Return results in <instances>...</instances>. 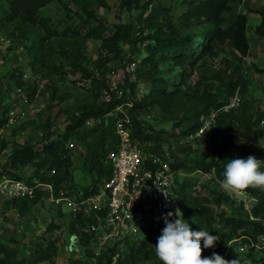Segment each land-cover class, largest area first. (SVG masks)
<instances>
[{"label": "rangeland", "instance_id": "rangeland-1", "mask_svg": "<svg viewBox=\"0 0 264 264\" xmlns=\"http://www.w3.org/2000/svg\"><path fill=\"white\" fill-rule=\"evenodd\" d=\"M41 4L33 5L39 19L33 23L25 12L31 5L27 0H0V174L52 175L45 165H38L39 156L25 162L11 155L28 146L39 151L64 141L69 147L64 157L72 166L62 188L76 196L78 187L87 191L100 186L97 154L89 146L104 128L98 116L128 117L134 141L167 150L182 172L179 179L190 181L193 198L211 206L212 235L220 236L216 244L222 242L221 256L263 264L264 246L247 241V235H234L225 222L247 213L264 222V211L260 218L252 213L259 199L244 190H222L217 171L232 158L254 155L264 160V74L253 67H264V34L256 30L264 0H232L231 10L224 13L223 27L238 13L248 14L247 56L221 39L212 42V49L196 63L187 47L176 49L170 42L181 37H189L190 43L206 42L215 26L214 0ZM205 32L207 38L200 36ZM199 43L195 55L201 50ZM133 62L131 74L128 64ZM125 90L129 94L122 97ZM108 106L112 109L105 112ZM238 116L245 122L242 126L236 122ZM192 118L199 129L190 123ZM81 119L83 124L77 126ZM48 189L43 186V199L24 211L0 204V264H77L80 257L92 264L84 250L73 246L84 248L72 233L69 205L59 208ZM158 237L148 239L140 251L139 244L124 247L123 264H161L154 249ZM51 239L59 245L54 258L46 253Z\"/></svg>", "mask_w": 264, "mask_h": 264}, {"label": "trees", "instance_id": "trees-1", "mask_svg": "<svg viewBox=\"0 0 264 264\" xmlns=\"http://www.w3.org/2000/svg\"><path fill=\"white\" fill-rule=\"evenodd\" d=\"M31 5L27 7L26 14L28 15V18L33 23H38L39 19L37 17V14L34 10L33 5L42 6L41 2L42 0H27ZM215 7H214V15H213V22L215 24L214 27H211L210 35L207 38L206 32L201 34L200 36H203L204 38H207L206 42L204 40L200 43L199 41L195 40L193 43H190L189 37H181L173 42H170V44H173V46H176V49H178L181 46H185L188 48V51L190 53L189 58H191L192 63H196L198 57L205 52L206 50L212 49V42L224 39L229 44L234 46L242 56H247L250 52V41L248 37V28H249V16L245 12H240L237 14L234 21L229 25L228 27H223V24L226 22V17L224 16L225 12H228L232 8V0H214ZM31 6V7H30ZM256 30L262 34H264V10L262 11V22L256 26ZM199 44H201V50L199 51V54L195 55V47ZM175 50V49H174ZM255 67V70L257 73L264 74V67H259L256 64L253 65ZM128 90V89H127ZM126 94H129L128 91L124 93L123 96ZM122 100L116 99V102H119ZM226 101H224L225 103ZM221 107V106H220ZM112 107L108 106L106 107L105 112L111 111ZM88 117L91 116L89 113L87 115ZM102 115H99L98 118H100V124L103 128L102 133L100 135V138L96 139L92 144L89 145L92 147L93 152L97 154V161H96V167L99 171V175L101 177L100 184L104 183L108 177L112 174L113 167L112 164L106 163V157L108 155V152L116 146L118 142V136L115 131H113V125H115V117H107L105 118L101 117ZM236 122H241L239 126H242L244 124V120L241 116L236 117ZM195 118H192L190 120V123L193 122ZM83 124V119L80 120V123L77 125ZM192 124L196 125L199 129L200 125L197 122H193ZM191 126V125H190ZM107 127V128H105ZM195 127V128H197ZM109 128V129H108ZM81 136V135H80ZM65 140L69 139V134L64 135ZM110 142V144H107V140ZM228 142V140H227ZM74 143L73 140L70 142ZM65 142L64 141H57L56 143L52 145H45L38 151L32 146H28L25 149H17L11 156L13 158H19L25 159V162L32 161L36 157L39 156V163L38 165H45L47 170L50 172L52 171V175L46 176V177H36L33 178L26 177L24 178L22 175H16L13 173H9L6 176L14 177L18 179L26 180L28 183H34L35 180L42 181L47 184H51L54 186L55 193L59 195L61 192L72 194L69 190L62 188V182L65 180L67 176V171L70 170V167L72 166V163L70 161V158L64 157V155L67 154V151L69 150V147H64ZM75 144V143H74ZM140 144V143H139ZM141 145V144H140ZM142 146V145H141ZM75 147V145L73 146ZM145 150L153 151L160 154H166L168 155L169 159L171 160L172 166L175 169L179 170L178 165L175 163V161L171 158L170 153L165 149H158L155 147H145L142 146ZM58 153V154H57ZM54 154V156H51ZM46 155V157H45ZM16 164V162H14ZM16 166V165H14ZM225 166H219L218 168V175L220 176V179H223L222 172L224 170ZM39 170L36 171V174H38ZM5 175L0 174V179H2ZM62 188V189H61ZM99 186L94 185L90 190H80L78 187V193L79 194H90L95 191H97ZM191 184L189 180H178L173 188V198L176 200V202L179 204L184 219L187 220L192 228L193 231H208L211 235L214 231V212L213 209L209 204L206 203H200L196 201L192 193L190 192ZM244 191H247L253 195H255L259 199V203L253 207L252 213L254 216L259 217L264 211V192L260 196V189L258 188H248ZM48 196L49 193H48ZM41 199H43V192L39 190L34 198L31 199H21V198H15V199H6V200H0V204L10 205L11 207H16L18 210L24 211L29 204L37 203ZM59 207V206H58ZM60 208V207H59ZM72 218V233L77 236V241L80 242L84 248H79L76 245H73L75 249H81L86 252V260L92 261L95 258V246L93 245L95 234L90 232L88 229L85 228L87 226V223L89 219L84 217L82 214H73L70 213ZM226 226L231 229L234 235L241 236V235H247L248 239L247 241H250L253 239L254 244L260 243V245L263 247L261 236L264 235V222L262 219H251L250 214L247 213L245 217H238L236 215L229 216L225 219ZM70 235V233H69ZM155 237L151 236L149 233H141L136 238H130L127 239L125 242L121 244H114V245H108L106 248L103 249L101 255L98 257V260L101 264H104L105 261L110 260L113 261V258L115 255L118 254L117 262L118 264H123L124 261H127V258H123L121 256L122 249L130 248L135 246L136 244L140 245L139 251L142 250L144 246L147 245L148 239H153ZM203 244V241H201ZM222 242L215 245L213 248H205L202 251V255L209 253V256H211L214 252L223 255L224 250L221 246ZM58 242L56 239H51L49 241L48 249L46 250V253H50L51 258H54V256L58 253ZM264 248V247H263ZM254 249V247L252 248ZM74 251V250H73ZM264 251V250H263ZM75 252V251H74ZM132 256V255H130ZM203 258V257H202ZM83 259H77V264H84ZM263 264H264V258H263ZM242 264V263H240Z\"/></svg>", "mask_w": 264, "mask_h": 264}, {"label": "built area", "instance_id": "built-area-1", "mask_svg": "<svg viewBox=\"0 0 264 264\" xmlns=\"http://www.w3.org/2000/svg\"><path fill=\"white\" fill-rule=\"evenodd\" d=\"M135 66V62L128 64L131 74ZM129 122L128 117H119L115 122L118 142L105 160L112 164L113 171L97 191L87 195L75 196L64 192L57 195L51 184L39 180L31 184L23 179L4 176L0 179V200L31 199L43 186H48L53 203L62 207L69 205L71 213L82 214L89 219L85 228L95 234L92 264H101L98 257L108 245L121 244L141 233L160 236L165 226L162 217L180 208L172 195L182 172L172 166L168 155L145 150L134 141ZM3 219L1 214L0 220ZM75 240H78L77 236ZM261 241L264 246V235ZM117 259L118 254L114 256V264H118Z\"/></svg>", "mask_w": 264, "mask_h": 264}, {"label": "clouds", "instance_id": "clouds-1", "mask_svg": "<svg viewBox=\"0 0 264 264\" xmlns=\"http://www.w3.org/2000/svg\"><path fill=\"white\" fill-rule=\"evenodd\" d=\"M222 176L219 186L226 192H240L250 187L264 191V160L254 155L228 159ZM162 218L165 226L154 246L161 264H240L239 259L229 261L215 252L202 258L203 249L215 247L220 236L205 230L193 231L180 208L169 211Z\"/></svg>", "mask_w": 264, "mask_h": 264}]
</instances>
